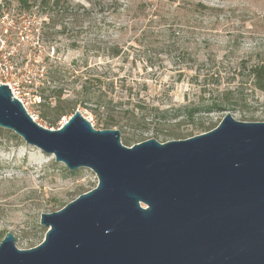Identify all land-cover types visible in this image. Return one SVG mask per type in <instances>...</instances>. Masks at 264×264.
Listing matches in <instances>:
<instances>
[{"label":"rangeland","instance_id":"1","mask_svg":"<svg viewBox=\"0 0 264 264\" xmlns=\"http://www.w3.org/2000/svg\"><path fill=\"white\" fill-rule=\"evenodd\" d=\"M39 2L26 11L17 0H0V60L6 72L0 70V81L5 76L13 81L28 112L47 129H60L73 113L61 104L66 115L50 127L42 117L52 120L59 103L42 96L59 87L63 100L71 99L81 76L94 78L102 72L107 73L103 91L116 102L126 100L123 80L135 86L133 105L146 100L162 108H205L225 90L234 91V105L221 112H201L192 120L181 113L163 121L178 136L156 139L161 143L209 132L227 114L242 122H264V93L248 77L250 66L264 62V0H70L57 9ZM114 46L122 55L113 59L109 50ZM73 60L78 67L69 76ZM112 79L117 82L109 86ZM76 110L102 130L90 111ZM145 127L155 125H137L131 134ZM144 138L155 139L151 131ZM97 186L91 169L70 171L54 156L0 128V243L12 233L19 249L37 247L47 232L41 215L63 209Z\"/></svg>","mask_w":264,"mask_h":264},{"label":"water","instance_id":"2","mask_svg":"<svg viewBox=\"0 0 264 264\" xmlns=\"http://www.w3.org/2000/svg\"><path fill=\"white\" fill-rule=\"evenodd\" d=\"M0 128L98 186L41 215L37 247L12 233L0 264H264V122L227 114L215 129L178 141L122 144L80 110L60 129L37 122L0 84Z\"/></svg>","mask_w":264,"mask_h":264},{"label":"trees","instance_id":"3","mask_svg":"<svg viewBox=\"0 0 264 264\" xmlns=\"http://www.w3.org/2000/svg\"><path fill=\"white\" fill-rule=\"evenodd\" d=\"M22 9L28 11L30 9L31 3L33 1H40V5L42 7H50L53 9H57L60 7L69 6L70 0H17ZM197 7L202 9H206L202 3H196ZM1 9V6H0ZM122 55V50L114 46L109 50V57L118 58ZM78 60H73L71 65L73 68V73L71 70H68L66 73L69 76L75 75V67H78ZM152 65V64H150ZM71 73V75H70ZM107 73L102 72L100 76L89 78L86 76H81L80 89L73 92V97L71 99H64L65 95L64 89L56 87L52 91V93L48 96H42L44 100L54 99L58 101L59 105L54 107L55 117L50 120L47 116H43L42 118L47 119L50 127H55L58 120L66 115V108L61 107V104H67L68 109L74 114L78 107H81L85 110H88L95 117L98 128L105 129H118L122 133V140L124 144L128 145L131 143H139L146 140L144 138V134L148 131L152 132V135L155 139L162 138L163 140L168 137L178 136L174 132L167 130L163 125V121H167L170 119H176L179 117L181 113L185 115L188 120H192L198 113L201 112H221L223 109L230 105H234L233 101V90H225L222 94L221 99L217 98L213 100L211 104L206 106L205 108H198L193 106H184L178 109L173 108H162L160 105L148 104L143 101L136 102L135 105L132 104V101L135 100V94L133 93L135 90V86L128 85L126 81L121 84V89L127 92L125 102L115 101V97H110L108 90L103 91V87L107 86L105 80H103V76L105 77ZM114 77H119V72H114ZM197 80L201 77L200 75L195 76ZM248 77L251 79L253 87L264 93V62L255 64L250 66L248 69ZM203 81L208 79V75H202ZM117 79H112L109 81L108 85L116 84ZM154 124L153 128H141L140 134H136L132 130L138 131L136 128L137 125H148ZM216 126L211 125L209 127V131L213 130ZM130 134V136H128ZM181 136V135H180Z\"/></svg>","mask_w":264,"mask_h":264},{"label":"built area","instance_id":"4","mask_svg":"<svg viewBox=\"0 0 264 264\" xmlns=\"http://www.w3.org/2000/svg\"><path fill=\"white\" fill-rule=\"evenodd\" d=\"M1 62H2V61L0 60V70H1L4 74H6L4 68H3L2 65H1V64H2ZM3 79H4V81H0V84L7 85V86L11 89V91H12L14 97L18 98V99L24 104V101H23L22 98H21L20 91H19V89L15 86V84L13 83V81H12L11 79L7 78L6 76L3 77ZM24 106H25V104H24ZM25 107H26V106H25ZM90 122H91V121H90Z\"/></svg>","mask_w":264,"mask_h":264}]
</instances>
